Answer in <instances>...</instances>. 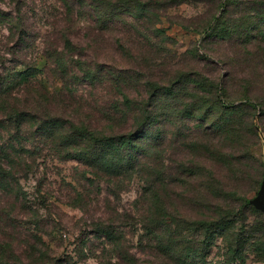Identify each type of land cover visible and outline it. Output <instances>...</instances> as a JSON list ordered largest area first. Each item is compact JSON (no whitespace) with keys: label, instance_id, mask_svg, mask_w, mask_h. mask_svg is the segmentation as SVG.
Wrapping results in <instances>:
<instances>
[{"label":"rangeland","instance_id":"1","mask_svg":"<svg viewBox=\"0 0 264 264\" xmlns=\"http://www.w3.org/2000/svg\"><path fill=\"white\" fill-rule=\"evenodd\" d=\"M236 1L244 4L255 0ZM69 2L68 9L62 0H0V73L6 75L36 67L28 84L0 99V122H5L6 127L0 131V145L15 133L14 123L7 122L14 111L35 116L37 120L57 116L91 129L113 127V131H120L125 126L122 119L121 123L111 125L105 119L107 116L101 115L109 111L107 101L113 96L107 92V84L93 87L84 82L79 84L77 80L82 67L94 69L95 64L111 67L113 62L123 67L130 61L127 56H121L120 50L116 51L112 33L115 30L95 32L91 29L88 8L80 7L76 0ZM223 3L224 0H182L156 11L160 34L152 37L141 23V35L122 28L117 37L128 48L136 46L135 43L139 48L141 40L144 43L152 38L150 41L157 45L159 54L151 69L152 79L162 83L173 79L175 72L187 70L194 62L190 50H199L202 60L196 71L218 79L220 88L229 70L227 56L233 55L230 53L233 51L229 44L203 41L201 31L213 16L220 15ZM230 12L236 10L232 8ZM65 38L70 41L69 48L65 47ZM51 54L53 57L49 58ZM216 56L221 58L218 60ZM56 58L65 62V73L56 69ZM137 59L142 63L139 56ZM236 65L238 77L242 76V70L248 71L242 59ZM254 72L249 96L255 109L247 104L239 110L232 132L208 133L210 125L203 127L193 120L182 125L176 121L163 133L165 139L158 145L156 167L151 164L157 172L155 189L161 197L156 201L158 207L176 210L179 206L182 210L184 204L179 196L202 198L212 192L211 175L190 169H185L187 173L183 175L180 162L188 167L202 164L216 173L221 190L217 194L227 196V201L223 200L226 204L236 199L235 193L245 192L248 200L256 195L263 180V145L256 128L255 134L241 125L253 122L260 128L259 134L264 140V113L259 108L264 106V61L255 62ZM243 84L235 82L230 90L232 96L242 91ZM130 96L134 97V92ZM218 117L212 115L210 121L219 120ZM34 127L33 123L25 124L21 147L16 145L24 148V152L21 158L13 156L18 165L13 169V192L0 188V256L5 260L9 257L8 262L20 260L25 264H45L47 258L64 257L77 264H104L109 260L118 262L117 252L124 250L123 253L134 256L140 263L170 264L150 249L144 231V216L152 205L146 190L149 184L146 170L143 168L136 175L129 173L127 179L98 177L78 161L61 158L53 144L33 133ZM185 142L189 149L184 146ZM206 142L215 148L214 159L202 150ZM245 152L252 158L251 164L236 159ZM0 163L3 169H10L9 163ZM255 217L250 213L248 221L252 224ZM107 227L120 237L121 249L116 251L105 235L96 233L98 228ZM227 254L228 245L217 237L200 264H227ZM257 259L258 255L248 252L245 264H263ZM194 260L197 264L198 260Z\"/></svg>","mask_w":264,"mask_h":264},{"label":"trees","instance_id":"2","mask_svg":"<svg viewBox=\"0 0 264 264\" xmlns=\"http://www.w3.org/2000/svg\"><path fill=\"white\" fill-rule=\"evenodd\" d=\"M62 1L68 9L71 7L69 0ZM76 1L80 7L88 8L92 30L98 33L115 30L112 33L115 34L116 51L120 50L121 56H127L130 64L133 63L131 66L127 62L124 66L121 62L123 67L116 66L114 62L111 67L101 64H95L94 69L82 67L77 80L79 84L84 82L93 87L107 84L106 87L109 88L107 92L113 96L112 100L107 101L109 111H103L101 115L107 116L105 119L110 124H119L122 119L125 126L120 131H113V127L106 128L108 130L91 129L57 116L37 120L35 116L14 111L7 122L14 123L15 133H11L7 142L0 145V161L10 165L9 170L3 169L0 165V188L6 192H13L15 178L13 169L18 166L16 162L14 163L13 156L21 158V153L24 152V148H17L16 145L19 144L21 147L23 126L33 123L35 125L33 133L41 136L43 141L53 144L61 158L74 159L97 176L127 179L130 178L129 173L136 175L142 173L143 168L146 170L144 173L149 175L146 190L151 197L152 205L144 216V231L148 235L150 249L165 258L164 261L170 264H195L196 258L197 264H200L218 237L228 245L227 264H245L248 252L258 255V262L264 264V213L248 203L249 200L244 197L245 192L232 194L236 199L226 204L223 200L225 198L227 201V196L222 194L221 197L217 194L221 191L217 185V174H213L214 172L202 164L188 167L184 162L179 164L181 171H184L183 175L189 169L204 171L211 175L209 179L213 184L211 183L212 192L209 196L202 198L192 196L190 199L179 196L184 204L181 205L182 210L179 206H176V210H168L163 205L160 207L156 205V201L161 200V197L155 189L157 183L155 164L159 159L160 147L158 145L165 139L163 133L166 134L168 127L176 121L182 125L195 120L203 127L210 125L209 131L204 129L208 133L215 130L229 133L234 130L235 114L239 110L247 107V104L249 108L255 109V105L250 101L252 98L249 95L252 90L249 88L253 87L255 62L264 61V0L244 4H239L236 0H224L220 15L213 16L201 31L203 41L229 44L233 51L230 52L233 55L227 56L229 70L220 88L218 79H210L196 71L199 60H202L199 50H190L194 62L186 68L187 70L175 72L173 79L162 83L152 79L153 63L159 59L157 45L154 46L150 41L152 38L149 37V41L146 40L144 43L141 40L139 48L137 43L136 46L128 48L125 42L117 37L119 29L122 28L131 29L141 35L140 29L143 28L140 27L141 23L149 29L152 37L160 34L161 30L156 27L159 17L156 11L159 8L175 6L182 0ZM232 8L236 12L231 13ZM144 37L147 39V36ZM158 45L160 46L161 42H158ZM70 46V41L65 38V47ZM136 49L138 52L135 53ZM138 56L142 63L137 59ZM52 57L51 54L49 58ZM216 57L218 60L221 58ZM241 59L247 64L248 71L242 70V76L238 77L235 66ZM54 63L56 69L65 73L66 64L62 59L56 58ZM34 71L36 67L31 66L6 75L0 73V99L12 95L14 91L28 84L35 74ZM65 78L67 75L64 76V80ZM235 82L244 84L242 91L232 96L230 90L234 88ZM199 91L202 95H198ZM131 92H134V97L130 96ZM237 101L241 103L234 104ZM259 108L264 113V106L260 105ZM212 115H218L220 119L214 118L210 121ZM4 123L0 122V131L6 128ZM241 126L250 132L257 130L264 156V140L259 134L260 128L255 127L251 121ZM185 143L184 146L188 148L187 142ZM206 143L202 145V150L207 157L214 159L215 148L209 145V142ZM236 159L247 164L252 162L247 152ZM151 164L155 167L152 168ZM250 213L256 216L252 224L248 221ZM107 228L109 230L98 228L96 233L105 235L116 251L121 249L120 237ZM123 252L124 250L117 252V255H120L118 262L109 260L104 264H144ZM8 259L9 257L5 260L0 256V264H25L20 260L8 262ZM45 264L77 263L64 257L47 258Z\"/></svg>","mask_w":264,"mask_h":264},{"label":"water","instance_id":"3","mask_svg":"<svg viewBox=\"0 0 264 264\" xmlns=\"http://www.w3.org/2000/svg\"><path fill=\"white\" fill-rule=\"evenodd\" d=\"M248 203L253 206L256 210L264 213V161H263V180L261 182L260 188L256 195L249 199Z\"/></svg>","mask_w":264,"mask_h":264}]
</instances>
